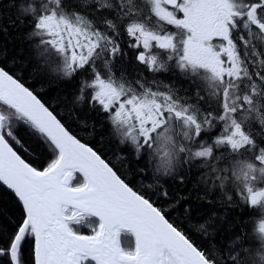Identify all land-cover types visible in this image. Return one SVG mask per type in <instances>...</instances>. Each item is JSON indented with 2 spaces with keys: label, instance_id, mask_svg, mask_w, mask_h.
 <instances>
[{
  "label": "snow or ice",
  "instance_id": "1",
  "mask_svg": "<svg viewBox=\"0 0 264 264\" xmlns=\"http://www.w3.org/2000/svg\"><path fill=\"white\" fill-rule=\"evenodd\" d=\"M8 3L15 17L0 33L26 25L38 64L58 79L86 70L76 101L105 114L118 143L144 158L142 173L183 184L188 171L203 170L204 197L218 190L229 207L258 209L260 219L251 232L234 220L221 247L209 218L197 228L209 246H198L171 218L168 206L184 197L130 181L0 51V187L17 206L15 215L0 211V264H264V0ZM160 73L190 89L181 93ZM21 127L48 152L42 164Z\"/></svg>",
  "mask_w": 264,
  "mask_h": 264
},
{
  "label": "trees",
  "instance_id": "2",
  "mask_svg": "<svg viewBox=\"0 0 264 264\" xmlns=\"http://www.w3.org/2000/svg\"><path fill=\"white\" fill-rule=\"evenodd\" d=\"M0 12L4 16L0 27L6 26L9 18L15 17V9L11 7L8 0H5ZM120 39L121 46L124 47L123 37ZM0 51L6 53V67L14 70L26 86L36 91L41 99L57 112L66 125L70 126L73 133L107 157L117 168L123 166L121 170L127 173L130 181H134L137 186L152 185L147 189L150 193L153 191L158 193L163 185L172 198H175L177 194L184 197L180 201V206H168L171 209V218L186 226V231L190 230L189 235L198 246H209L211 237L202 236L197 231L198 226L209 221V218L214 221L209 224V229H216L214 240L221 247L232 235L230 225L234 220L243 219L249 232L258 225L260 219L258 209L229 207L223 201L222 193L218 190L204 197V190L198 185L199 172L203 170L193 168L188 171L183 184L170 178H161L158 183L154 177L142 173L140 169L144 167V158L140 161L135 160L131 147L118 143V138L114 137L110 131L105 114L98 112L95 108H90L87 102L76 101L81 80L88 78L86 70L72 79H58L50 75L46 67L38 64L37 58L33 54L32 43L26 37V25L10 27L7 34L0 33ZM126 53V57L129 59L128 63L124 57L122 60L124 65L129 66V72H131V54ZM4 59V56H0V60ZM166 75L169 74L166 73ZM163 81L175 85L181 90V93L184 89H190L188 82L179 75H169L167 80ZM17 134L24 145L37 154V161L42 164L49 158L44 146L26 129L19 128ZM21 155L23 156L25 153L21 152ZM160 202L166 203L163 200ZM186 208L191 210L190 213L185 211ZM0 211L10 216L17 213L13 195L3 187H0ZM80 230L85 233L89 231L87 227H81Z\"/></svg>",
  "mask_w": 264,
  "mask_h": 264
},
{
  "label": "flooded vegetation",
  "instance_id": "3",
  "mask_svg": "<svg viewBox=\"0 0 264 264\" xmlns=\"http://www.w3.org/2000/svg\"><path fill=\"white\" fill-rule=\"evenodd\" d=\"M123 39L125 40L126 38L123 37ZM122 48L124 49L125 52H128L129 54H131L130 60H132V50L131 49H128L125 44H124V47H122ZM124 58H125V61L126 62H127V60H129V59H127L126 55L124 56ZM146 75H151V74L146 73ZM168 76L169 75H166V73H160V74H158V78L161 79V80H167Z\"/></svg>",
  "mask_w": 264,
  "mask_h": 264
}]
</instances>
